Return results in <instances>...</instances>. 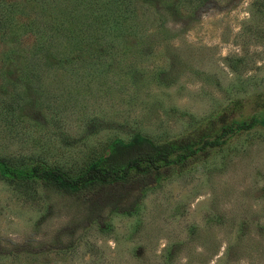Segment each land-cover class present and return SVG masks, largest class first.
I'll list each match as a JSON object with an SVG mask.
<instances>
[{"label":"rangeland","instance_id":"obj_1","mask_svg":"<svg viewBox=\"0 0 264 264\" xmlns=\"http://www.w3.org/2000/svg\"><path fill=\"white\" fill-rule=\"evenodd\" d=\"M10 1L0 0V159L75 175L136 134L193 154L72 195L0 179V264H264V125L223 129L264 117V0H132L134 37L93 42L99 60L59 26L17 21L31 32L11 33ZM41 30L52 35L44 57Z\"/></svg>","mask_w":264,"mask_h":264},{"label":"trees","instance_id":"obj_2","mask_svg":"<svg viewBox=\"0 0 264 264\" xmlns=\"http://www.w3.org/2000/svg\"><path fill=\"white\" fill-rule=\"evenodd\" d=\"M30 1L36 3L33 9L30 10L18 5L15 0L10 1L9 11L5 15L4 20L8 31L13 34H16L15 31L17 30L18 33L22 30L23 34L24 32L25 34L31 32L25 31L24 26L17 28V21H25L34 26L39 24L43 28L48 25L55 28L59 26L56 33L59 32L62 35L60 37L66 38L65 36L70 34L69 42L72 41L81 53L83 52L81 45H86V52L94 60L101 59L103 53H101V50L95 51L90 47L93 42L97 43V40L105 42L106 38H108V42L117 41L121 43L122 40H128L124 39L125 37L129 39L134 37L138 27L136 23L138 18L134 12V7L132 8L134 4L132 0H79L78 4H82L83 8L80 11L77 10V6H75L76 9L73 11L69 10L72 4L69 5L68 1L75 3L77 0ZM206 1L208 0H187L185 2L194 9ZM136 2L148 3L150 0H138ZM54 10L60 11V14L52 15ZM29 12H32V14L29 15ZM21 13L24 15L23 18H21ZM65 13H71L70 17H67ZM72 14H74L73 17H71ZM54 17L59 20L54 21ZM98 19L104 20L105 30H107V34L110 37L101 33L97 26ZM61 23H65L67 26L61 27L63 25ZM78 26H84L85 29L78 28ZM52 31L50 30V32ZM97 35L100 36L98 37ZM51 36L47 35L45 30L40 31L38 38L41 41H47V43L44 46L40 44L37 46V54L43 53L41 55L44 57L50 53L49 43ZM164 36H167V33ZM144 40L146 39H140L141 42L139 44L143 46L149 45ZM97 46L100 48L99 43H97ZM254 124L264 125V117H253L246 122H233L223 128L225 130L224 134L231 135L232 133L246 130ZM188 149L180 145L153 144L136 134L126 143L118 139L112 140L107 146L106 153L90 160L84 169L75 175H69L64 171L55 167H48L42 163L18 167L9 165L4 159H0V179L6 183L37 182L45 186L48 185L66 195L91 192L104 186L124 183L134 175L143 176L149 171L157 170L159 164H164L170 158L173 160L172 163L176 164L193 154ZM166 165L168 164L162 166Z\"/></svg>","mask_w":264,"mask_h":264}]
</instances>
